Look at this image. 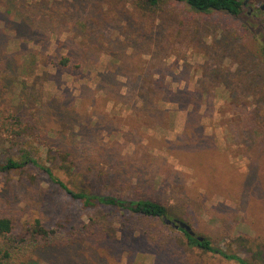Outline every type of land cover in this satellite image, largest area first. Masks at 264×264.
I'll return each mask as SVG.
<instances>
[{
	"label": "rangeland",
	"instance_id": "obj_1",
	"mask_svg": "<svg viewBox=\"0 0 264 264\" xmlns=\"http://www.w3.org/2000/svg\"><path fill=\"white\" fill-rule=\"evenodd\" d=\"M257 2L237 16L170 3L145 16L133 0H0V162L29 152L71 189L164 203L197 236L264 264ZM0 216L17 232L36 218L65 232L102 223L49 255L56 264H238L161 218L86 207L34 165L0 171Z\"/></svg>",
	"mask_w": 264,
	"mask_h": 264
},
{
	"label": "trees",
	"instance_id": "obj_2",
	"mask_svg": "<svg viewBox=\"0 0 264 264\" xmlns=\"http://www.w3.org/2000/svg\"><path fill=\"white\" fill-rule=\"evenodd\" d=\"M134 6L145 16L158 13L161 8L167 4H184L190 10L196 13L225 12L229 15L237 16L244 12L247 0H133ZM20 33L25 35L29 25L21 22L17 25ZM260 56L264 63V45L260 47ZM69 56L61 57L59 64L65 67L69 64ZM4 116V115H3ZM0 115V133L3 126L7 125L6 118ZM12 118L13 125L17 128L16 133L21 134L25 131L24 118L18 115H6ZM204 164V162H203ZM29 165L40 167L49 177L63 188L73 199L81 201L86 207L96 205L116 206L119 209L127 210L134 215H143L165 220L171 219L170 207L164 203L151 200L139 199L135 202H124L116 197H107L94 194L88 191H78L71 189L63 180L59 179L50 167L41 165L37 159L33 158L29 152L23 153L20 158L10 156L0 162V171L7 172L14 169H21ZM181 220V219H180ZM184 221V220H183ZM186 222V221H185ZM188 223V222H187ZM102 223L84 224L68 232L60 228H48L41 219L36 218L32 223L27 224L22 232H17L14 222L11 218L0 216V264H42V258H47L49 264H56L54 259L48 256H54L55 252L61 253L64 248L74 246L81 240L83 235L95 233L98 226ZM183 231L191 246H198L205 251L213 252L238 264H259L251 261L241 255L228 252L220 247L213 245L209 236L202 237L191 236L185 230ZM100 229L98 234H102ZM45 256V257H43ZM67 258V257H65Z\"/></svg>",
	"mask_w": 264,
	"mask_h": 264
},
{
	"label": "water",
	"instance_id": "obj_3",
	"mask_svg": "<svg viewBox=\"0 0 264 264\" xmlns=\"http://www.w3.org/2000/svg\"><path fill=\"white\" fill-rule=\"evenodd\" d=\"M165 221L167 224L172 225L173 227H175L176 229H182L185 230L187 233H189L191 236H196V232L194 231V229L192 228V226L180 219H167L165 218ZM200 240H203V238L201 236L198 237Z\"/></svg>",
	"mask_w": 264,
	"mask_h": 264
},
{
	"label": "flooded vegetation",
	"instance_id": "obj_4",
	"mask_svg": "<svg viewBox=\"0 0 264 264\" xmlns=\"http://www.w3.org/2000/svg\"><path fill=\"white\" fill-rule=\"evenodd\" d=\"M256 7H260L259 9L261 10V11H264V4H262V3H260V2H257L256 3ZM256 14H254V16H255Z\"/></svg>",
	"mask_w": 264,
	"mask_h": 264
}]
</instances>
